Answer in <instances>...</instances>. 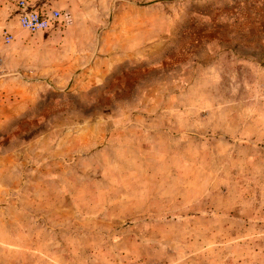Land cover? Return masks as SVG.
I'll return each mask as SVG.
<instances>
[{
  "label": "rangeland",
  "instance_id": "1",
  "mask_svg": "<svg viewBox=\"0 0 264 264\" xmlns=\"http://www.w3.org/2000/svg\"><path fill=\"white\" fill-rule=\"evenodd\" d=\"M18 1L0 264H264V0Z\"/></svg>",
  "mask_w": 264,
  "mask_h": 264
},
{
  "label": "built area",
  "instance_id": "2",
  "mask_svg": "<svg viewBox=\"0 0 264 264\" xmlns=\"http://www.w3.org/2000/svg\"><path fill=\"white\" fill-rule=\"evenodd\" d=\"M17 11L20 27L29 33H39L50 30L56 23L64 26L73 23V16L68 11L54 9L48 12H39L33 9L25 0L18 1ZM2 39L3 44H10L13 41V35L3 30ZM2 63L0 51V73L2 72Z\"/></svg>",
  "mask_w": 264,
  "mask_h": 264
}]
</instances>
